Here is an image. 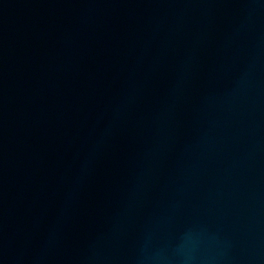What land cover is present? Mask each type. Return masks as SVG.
Listing matches in <instances>:
<instances>
[{
    "label": "water",
    "instance_id": "1",
    "mask_svg": "<svg viewBox=\"0 0 264 264\" xmlns=\"http://www.w3.org/2000/svg\"><path fill=\"white\" fill-rule=\"evenodd\" d=\"M0 264H264V0H0Z\"/></svg>",
    "mask_w": 264,
    "mask_h": 264
}]
</instances>
